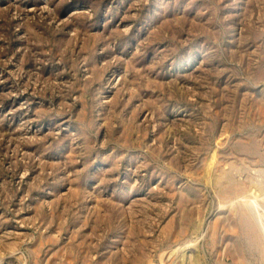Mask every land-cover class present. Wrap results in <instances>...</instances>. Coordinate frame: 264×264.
I'll use <instances>...</instances> for the list:
<instances>
[{
  "label": "rangeland",
  "instance_id": "rangeland-1",
  "mask_svg": "<svg viewBox=\"0 0 264 264\" xmlns=\"http://www.w3.org/2000/svg\"><path fill=\"white\" fill-rule=\"evenodd\" d=\"M0 264H264V0H0Z\"/></svg>",
  "mask_w": 264,
  "mask_h": 264
}]
</instances>
